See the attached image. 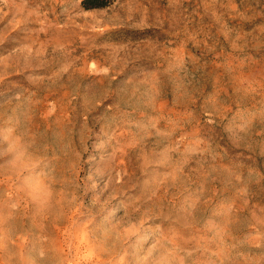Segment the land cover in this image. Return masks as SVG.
Instances as JSON below:
<instances>
[{"label":"rangeland","instance_id":"obj_1","mask_svg":"<svg viewBox=\"0 0 264 264\" xmlns=\"http://www.w3.org/2000/svg\"><path fill=\"white\" fill-rule=\"evenodd\" d=\"M0 264H264V0H0Z\"/></svg>","mask_w":264,"mask_h":264},{"label":"trees","instance_id":"obj_2","mask_svg":"<svg viewBox=\"0 0 264 264\" xmlns=\"http://www.w3.org/2000/svg\"><path fill=\"white\" fill-rule=\"evenodd\" d=\"M116 0H82V5L86 9L103 8L111 5Z\"/></svg>","mask_w":264,"mask_h":264}]
</instances>
